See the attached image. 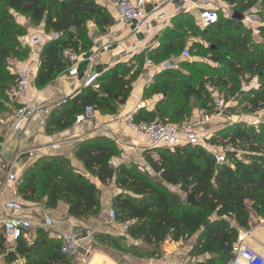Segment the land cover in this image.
I'll return each mask as SVG.
<instances>
[{
	"label": "trees",
	"instance_id": "1",
	"mask_svg": "<svg viewBox=\"0 0 264 264\" xmlns=\"http://www.w3.org/2000/svg\"><path fill=\"white\" fill-rule=\"evenodd\" d=\"M220 1L229 7L230 16L217 12L216 22L204 29L190 15L172 20V29L165 30L161 37L159 50L163 56L155 61L178 56L185 50L190 57L206 61H183L178 70L157 74L144 97L160 94L163 99L152 111L139 110L132 123L161 121L182 127L192 107L213 113L211 90L222 96L224 103L237 100L235 112L241 108L244 114L254 115L264 110V0ZM253 11L263 23L257 28V38L243 21L232 18L234 13L244 16ZM11 12L29 18L32 23L44 22L46 33L58 35L45 42L39 53L34 79L37 89L66 69L64 51L81 54L91 47L86 29L89 21L100 33L113 24L97 0H0V114L6 111L8 92L16 84L17 78L11 72L13 63L26 62L31 52L19 40L25 33ZM188 39L193 40L189 47ZM134 61L138 68L131 78L126 79L130 70L127 66L116 65L97 78L96 89L87 87L66 100L57 120L52 122L54 130L72 125L86 106L115 115L128 99L144 57L137 56ZM253 79L257 80V87L243 92L244 83ZM209 143L221 147L224 163L217 164L213 153L201 146L146 149L142 158L156 179L136 165L114 167L111 161L119 157L120 151L106 137L81 142L75 159L102 185L114 180L121 190L112 200L114 221L126 226V236L140 240L143 247L129 246L125 237L103 233L93 234V240L113 252L142 259L157 255L167 239L186 242L198 233L194 250L211 257L197 264H228L238 228L248 230L252 216L264 219V124L257 128L244 122L226 125L211 135ZM169 187L192 196V202L182 200ZM17 195L24 202L41 204L45 209H55L59 202H64L68 217L76 220L99 215L96 186L60 156L41 158L30 166L19 180ZM60 246L57 238H48L40 230L33 242L20 238L9 243L0 233V256L6 264L18 259L21 264H71V257L63 255Z\"/></svg>",
	"mask_w": 264,
	"mask_h": 264
},
{
	"label": "crops",
	"instance_id": "2",
	"mask_svg": "<svg viewBox=\"0 0 264 264\" xmlns=\"http://www.w3.org/2000/svg\"><path fill=\"white\" fill-rule=\"evenodd\" d=\"M97 4L104 8L106 13L111 17L113 21L112 26L106 29L104 33H100L94 22L89 21L86 29L91 47L81 54L64 51L63 56L67 63L66 69L41 89H37L34 85L39 59L31 55V53L35 52L39 54L43 44L54 38V34L45 32L44 22L32 23L29 18L11 12L15 23L22 27L25 33L19 40L31 51L29 59L26 62L13 65H16L18 70L25 66L34 68L35 74L30 81L24 98H12L10 96L11 91L8 92L9 104H6V107L9 113L5 114L4 118H0V125L3 124L0 127V233L2 232L3 221L13 217L25 218L32 222L33 228L39 230L38 226L45 214L51 216L54 221L52 238H57L59 233H68L74 229L88 230L86 229V225H94V227L99 228L98 230H101L100 233L114 237H125L127 243H130L129 246L143 247L140 240H132L126 236L123 224L115 221L105 222L113 211L112 200L116 195L121 193V190L116 187L114 180L106 185H102L97 179L90 177L84 171L82 164L75 159V150L85 140L95 137H106L112 140L120 151L119 157L111 161L114 167L120 164L136 165L140 170L149 172L150 175L157 179L158 177L147 166L141 168L134 162V160L138 159L143 160L142 154L148 148H146L145 142L139 139L128 127V122L131 121L132 117L139 110L152 111L156 104L163 99V96L160 94L144 97L146 90L153 81H150L148 78L145 62L146 60H151L155 65V68L151 69L154 77L162 71H167L162 67L167 62H171L174 65L173 70H178L180 62L184 61L182 53L178 56L172 55L169 59L159 62L155 61L156 57L163 56V53L159 50L161 37L165 30L172 29V20L179 15H190L197 23V17L201 11L210 10L217 12L219 9L227 10L229 7L220 0H188L186 2L181 0H156L146 5L145 13L147 14V19L137 29L135 23L122 24L119 22L115 0H97ZM258 27L253 28L255 36H257ZM35 39H39L41 44L31 48L29 44ZM192 43L193 40L188 39L187 47L191 46ZM74 56L76 57L75 66L77 75L70 77L68 71L70 66L74 64L72 62V57ZM137 56L144 57L142 70L139 75L135 76L128 99L125 104L118 108L115 115L97 111L94 118L82 124H75L74 122L63 130H54L52 122L57 120L61 111L60 108L52 110L53 113L48 118L29 120L19 134L8 129L13 122L16 109L26 99L34 98L36 103L43 105H51L63 99H73L86 89L83 86V82L88 76L96 75L99 77L116 65H124L130 69L126 76V79H129L138 68V65H135L134 61V58ZM181 59L182 61H180ZM191 61L202 62L206 60L195 58ZM253 81L256 84L254 87H257V80L254 79ZM93 88L96 89L95 87ZM211 92L214 107L216 102L223 100V98L216 91L211 90ZM236 101L233 100L225 103V108L217 116H214L211 123L207 126L199 124L200 118L198 112L200 110L192 107L188 121L182 127L191 128L200 135H211L222 128L219 127L221 123L229 121H233L234 123L246 122L245 119L238 121L237 117H234L235 120H233L234 107L237 105ZM191 104H193V101ZM261 115H264V110L249 117L257 118ZM114 117H117L118 120H114ZM52 146L58 147L52 149ZM213 149H215V146ZM32 151L34 155L30 157L29 152ZM52 156H60L69 160L78 173L90 179L96 186L100 197L98 218L94 219L93 217L83 221L68 217V207L64 202H59L55 209H45L41 204L26 203L24 201V209L21 212H11L4 209V205L13 200L17 195V185L7 182L8 175L11 174L17 180H20L23 173L37 160ZM178 192L179 194L177 193L176 195L180 196L182 193L179 189ZM212 218L214 219V217ZM232 225L236 227L235 223H232ZM241 231L245 230L238 228V234ZM198 236V233L193 235L190 238V243H188L189 241L173 242L167 239L160 245L157 255L142 259L129 255V259L116 261L113 258L107 257L101 250L95 251L93 255L80 251L79 255H85L89 260L87 264H91L95 257L99 259L100 264H197L205 262L211 257L209 254L196 253L194 250ZM257 237L264 238V228L257 232ZM8 242L11 243L10 240ZM255 251L264 254V249ZM21 263L22 260L18 259L12 264ZM0 264H6L3 256H0Z\"/></svg>",
	"mask_w": 264,
	"mask_h": 264
},
{
	"label": "built area",
	"instance_id": "3",
	"mask_svg": "<svg viewBox=\"0 0 264 264\" xmlns=\"http://www.w3.org/2000/svg\"><path fill=\"white\" fill-rule=\"evenodd\" d=\"M156 0H115V7L118 16V20L122 24L135 23L137 29L147 19L145 13L146 5ZM160 1V0H157ZM186 2L188 0H181ZM218 18L216 11H201L197 17V24L200 28L204 29L216 22ZM54 38H58L57 34H54ZM41 44L39 39L32 40L29 46L35 47ZM31 55L39 59V54L33 52ZM184 60L190 59V54L187 50L182 53ZM76 57H72L73 65L70 66L68 74L70 77L77 75V69L75 66ZM166 70L174 68L171 62H167L162 65ZM145 68L148 71V78L153 80L154 75L151 69L155 68V65L151 60H146ZM35 69L25 66L17 71V79L14 89L11 91L10 96L12 98H24L26 96L31 79L34 77ZM98 76L90 75L84 82L83 86L94 87L96 85ZM66 104V99L52 103L51 105H43L36 103L34 98L26 99L15 111L12 124L9 126V130L15 133H21L26 123L34 118H47L52 110L60 109ZM226 104L223 100L216 102L214 105L213 113H207L204 110L198 112L201 126H207L211 123L214 116H217L224 108ZM96 111L92 106H86L83 110L76 115L75 124H82L95 117ZM118 120L117 117L113 118ZM130 130L139 138L142 139L146 148L154 149L163 147L167 149H175L184 146H201L203 149L213 153L217 164L225 162V158L222 154L216 153L213 149V145L209 143L210 134H198L188 127H179L171 123L156 121L151 124H134L131 121L128 122ZM108 129V128H106ZM58 146H52V149H56ZM34 152H29V156L32 157ZM8 183L19 184L13 175L9 174L7 178ZM4 209L11 212H21L24 209V203L20 196L7 202L4 205ZM110 219L114 221L115 212L110 213ZM226 221H229L227 218ZM54 221L47 215H43L42 222L38 226V229L48 234L53 231ZM2 232L8 240L14 242L20 238H27V232L33 229L30 221L13 217L8 218L2 223ZM126 230V226H124ZM250 236V233L241 231L238 234L237 241L233 246L232 259L228 264H264V254L258 253L249 246L245 245L246 238ZM57 239L60 241V252L67 257H74L79 254L80 251L85 254H90L93 245V233L90 230L74 229L68 233H59Z\"/></svg>",
	"mask_w": 264,
	"mask_h": 264
},
{
	"label": "rangeland",
	"instance_id": "4",
	"mask_svg": "<svg viewBox=\"0 0 264 264\" xmlns=\"http://www.w3.org/2000/svg\"><path fill=\"white\" fill-rule=\"evenodd\" d=\"M229 10L230 9H227V10H221V9H219L217 12L223 14L225 17H229L230 16V11ZM255 12L256 11H253V13H251V14L244 15L245 16V20L243 21V24L245 25V27L247 29L252 30V31H254L253 28H255L257 26H261L263 24L262 21H261V19L257 16V14ZM262 41L264 42V40H262ZM195 58H198V57L197 56H191L190 59L184 60V61H191L192 59H195ZM180 61H182V59ZM13 64H16L17 65V63H13ZM21 64H23V63H21ZM16 65L15 66L13 65L12 70H11L12 74H14L15 79L17 78V71H18V69L16 68ZM253 80L249 81L248 84L247 83H244L243 89H242L243 92H245L248 87H254V86H256L255 81H253ZM11 89L12 90L14 89V85L13 84L11 86ZM5 108H6V111L5 112L3 111V113L0 114V118H4V115L9 113L8 108L7 107H5ZM249 116L250 115L244 114L242 112L241 108L238 111H236V112L234 111L233 112V120H235L234 117L235 118L237 117L238 118L237 119L238 121L240 119H245L246 122H244V123L254 125L256 128L260 124H264V115H261L260 117H257V118L256 117L251 118ZM233 123H234L233 121H229L227 123H221V125H219V127H222L223 128L224 126L229 125V124H233ZM1 126H3V124H1L0 127ZM0 130H1V128H0ZM214 151L216 153L222 154V151L223 150H221V147L215 146ZM134 162H136L137 165L139 167H141V168H143V166H146L142 159L134 160ZM169 189H170V191L173 194H177V193L179 194L177 187H174V188L172 187V188H169ZM180 197L184 201L189 200V195L188 194H183V195L180 194ZM49 217H51V216H49ZM19 218H21V217H19ZM96 218H98V216L97 217H94V219H96ZM23 219H25V218H23ZM110 221H112L110 219V217L107 218V220H105L106 223H108ZM30 223L32 224L31 221H30ZM32 226H33V224H32ZM86 226H87L86 229L90 230L94 234V236L100 234V231L101 230H98L99 228L94 227V225H86ZM262 228H264V219L258 218L257 216H252L250 218L249 229L248 230H245L246 232L250 233V236H248L246 238V240H245V245L246 246H249L253 250H263L264 249V238L257 237V232L260 229H262ZM36 232H37L36 228H33L32 230H30V231L27 232L26 235H27L28 242H33V240L36 237ZM52 234H53V232L51 231L50 233H48L46 235H47L48 238H52ZM168 241H171V239H168ZM187 241H189L188 243H190V239H188ZM92 244H93V249H92L90 255H93L95 253V251L101 250L107 257L113 258L116 261H123L126 258H128V256H126L125 254H119L117 252L111 251V249H106L105 247L99 246L96 243L95 240L92 241ZM128 245H130V243ZM70 260H71V262H70L71 264H87L89 262V260L85 257V255H79V254L76 255V256H74V257H71Z\"/></svg>",
	"mask_w": 264,
	"mask_h": 264
},
{
	"label": "water",
	"instance_id": "5",
	"mask_svg": "<svg viewBox=\"0 0 264 264\" xmlns=\"http://www.w3.org/2000/svg\"><path fill=\"white\" fill-rule=\"evenodd\" d=\"M233 19H236L237 21L239 22H242L245 20V16L243 15H239L237 13H234L233 16H232ZM189 202H192V196H189Z\"/></svg>",
	"mask_w": 264,
	"mask_h": 264
},
{
	"label": "bare ground",
	"instance_id": "6",
	"mask_svg": "<svg viewBox=\"0 0 264 264\" xmlns=\"http://www.w3.org/2000/svg\"><path fill=\"white\" fill-rule=\"evenodd\" d=\"M262 230V229H261ZM92 261V260H91ZM91 264H99V259L97 257L94 258V261Z\"/></svg>",
	"mask_w": 264,
	"mask_h": 264
}]
</instances>
